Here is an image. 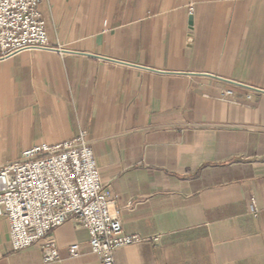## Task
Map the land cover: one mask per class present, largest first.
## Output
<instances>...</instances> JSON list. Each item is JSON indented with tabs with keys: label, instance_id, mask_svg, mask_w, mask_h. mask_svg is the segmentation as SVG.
Here are the masks:
<instances>
[{
	"label": "crops",
	"instance_id": "crops-1",
	"mask_svg": "<svg viewBox=\"0 0 264 264\" xmlns=\"http://www.w3.org/2000/svg\"><path fill=\"white\" fill-rule=\"evenodd\" d=\"M41 14L53 49L0 61V170L85 132L110 212L144 239L115 264H264V0H44ZM48 241L51 264H101L75 219L13 252L0 211V264H46Z\"/></svg>",
	"mask_w": 264,
	"mask_h": 264
},
{
	"label": "built area",
	"instance_id": "built-area-1",
	"mask_svg": "<svg viewBox=\"0 0 264 264\" xmlns=\"http://www.w3.org/2000/svg\"><path fill=\"white\" fill-rule=\"evenodd\" d=\"M43 1L0 0V61L26 51L53 49L41 14ZM111 204L85 132L70 141L27 150L0 170V211L10 225L13 252L40 243L75 219L88 230L101 264H115L118 249L144 239L124 232L120 213L112 214ZM42 249L46 264L59 261L53 241ZM70 254L79 257V245H72Z\"/></svg>",
	"mask_w": 264,
	"mask_h": 264
},
{
	"label": "water",
	"instance_id": "water-1",
	"mask_svg": "<svg viewBox=\"0 0 264 264\" xmlns=\"http://www.w3.org/2000/svg\"><path fill=\"white\" fill-rule=\"evenodd\" d=\"M190 26L192 27L193 26V22L191 21V23H190Z\"/></svg>",
	"mask_w": 264,
	"mask_h": 264
}]
</instances>
